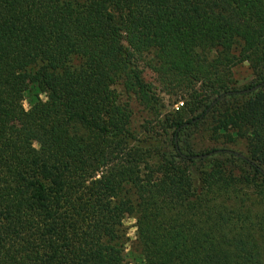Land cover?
<instances>
[{
    "label": "trees",
    "instance_id": "1",
    "mask_svg": "<svg viewBox=\"0 0 264 264\" xmlns=\"http://www.w3.org/2000/svg\"><path fill=\"white\" fill-rule=\"evenodd\" d=\"M141 63L183 106L136 134ZM119 203L135 264H264V0H0V264H130Z\"/></svg>",
    "mask_w": 264,
    "mask_h": 264
},
{
    "label": "rangeland",
    "instance_id": "2",
    "mask_svg": "<svg viewBox=\"0 0 264 264\" xmlns=\"http://www.w3.org/2000/svg\"><path fill=\"white\" fill-rule=\"evenodd\" d=\"M140 68L143 70V79L147 84H150L153 88L151 91L153 96L152 104L155 105L153 108H147L144 104L140 102L137 96L127 94L121 90L122 98L126 103L129 104L131 111V129L138 134L140 127L146 125L147 123L153 124L155 126L157 122L163 119L169 113L179 110L183 106V102H177L178 99L173 93H168L164 91L162 86L158 82L156 73L150 71L145 67L144 64H140ZM232 79L237 87H243L249 84L253 80L252 71L249 68L247 62H242L237 64L231 69ZM35 100L32 93H27L24 99V107L27 109L29 107V101ZM38 101L43 103L44 96L39 95ZM156 101V103L154 102ZM45 112V107H40V113ZM216 123L212 124V119H207L204 123L200 124L197 129L193 130L191 135L185 137L186 141L190 144L195 152H204L206 150L218 147H226L235 150L243 155H247L245 141L241 139H236L235 142H228L224 140L221 133H213L212 127ZM234 124L232 120L227 119L223 121L224 131L227 133H233ZM158 128V127H157ZM223 132V131H222ZM161 134L160 132H158ZM217 136V137H216ZM163 138H158L159 142L166 141V135L163 134ZM22 144H27L26 138H21ZM117 212L123 219V225L127 233V244H126V260L130 264H135L133 257L138 253L139 249L136 243V229H135V219L132 209L129 205L119 203L117 205Z\"/></svg>",
    "mask_w": 264,
    "mask_h": 264
}]
</instances>
